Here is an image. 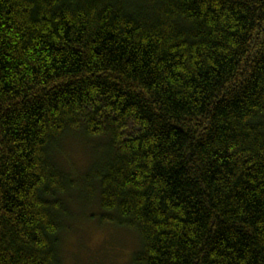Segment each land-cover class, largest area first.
I'll return each instance as SVG.
<instances>
[{
	"label": "trees",
	"instance_id": "1",
	"mask_svg": "<svg viewBox=\"0 0 264 264\" xmlns=\"http://www.w3.org/2000/svg\"><path fill=\"white\" fill-rule=\"evenodd\" d=\"M75 194L129 264H264V0H0V264H62Z\"/></svg>",
	"mask_w": 264,
	"mask_h": 264
},
{
	"label": "rangeland",
	"instance_id": "2",
	"mask_svg": "<svg viewBox=\"0 0 264 264\" xmlns=\"http://www.w3.org/2000/svg\"><path fill=\"white\" fill-rule=\"evenodd\" d=\"M101 145L100 141H88L71 133L62 140L56 160L74 176L83 175L100 157ZM81 202L76 194L69 201L70 214L62 236V264H129L132 254L140 248L138 235L103 224L97 196Z\"/></svg>",
	"mask_w": 264,
	"mask_h": 264
}]
</instances>
